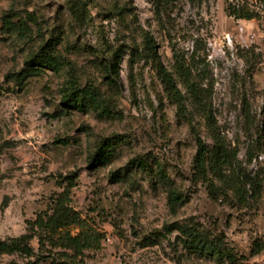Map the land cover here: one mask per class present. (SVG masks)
Segmentation results:
<instances>
[{
  "label": "rangeland",
  "instance_id": "1",
  "mask_svg": "<svg viewBox=\"0 0 264 264\" xmlns=\"http://www.w3.org/2000/svg\"><path fill=\"white\" fill-rule=\"evenodd\" d=\"M229 4L256 16H230ZM7 14L26 33L8 31ZM147 36L182 102L158 74ZM49 42L62 70L19 81ZM113 62L115 81L106 77ZM184 72L207 97L212 120ZM71 80L96 87L108 112L68 107ZM112 137L121 138L113 159L94 164L98 145ZM198 137L211 151L220 140L230 152L220 177L211 168L198 173ZM141 157L145 169L128 167ZM173 190L182 196L175 209ZM64 191L106 233L87 264H264V0H0V238L24 234L27 220ZM184 227L237 263L190 248ZM32 244L37 250L38 240ZM34 259L0 254V264Z\"/></svg>",
  "mask_w": 264,
  "mask_h": 264
},
{
  "label": "trees",
  "instance_id": "2",
  "mask_svg": "<svg viewBox=\"0 0 264 264\" xmlns=\"http://www.w3.org/2000/svg\"><path fill=\"white\" fill-rule=\"evenodd\" d=\"M168 1V0H166ZM228 12L230 16L239 19H252L256 16L250 10L229 4ZM15 16L7 14L3 18L4 27L8 31H17L26 33L28 27L22 19L14 21ZM147 43L152 51L153 61L158 74L161 76L163 83L170 93L182 102V93L177 86L176 80L172 73L162 63L157 51L156 45L153 44V38L147 36ZM56 43H48L33 53L27 60L26 68L16 74L19 81H25L30 77L40 74L45 69L59 72L66 62L56 51ZM117 57V55H115ZM109 66L106 77L115 81L119 78V66ZM184 83L187 85L191 96L198 108L204 112L208 120L214 118L212 108L208 99L201 90L200 86L191 79L190 74L184 72ZM64 99L67 106L71 109L85 110L95 109L102 113H107V105L101 97L96 87H81L76 80H71L65 90ZM53 116L59 117L55 113ZM121 143V138L112 137L104 140L98 145L96 154L93 156L94 164H107L110 162L116 151V146ZM198 151L195 156V167L202 176L207 175L208 168L220 177L221 171L227 167L231 161V154L225 144L218 140L215 148L211 151L208 145L200 138L197 139ZM148 162L142 157L134 159L128 165L130 168L145 169ZM162 181L168 183L165 172L159 173ZM70 184L74 185L72 177H68ZM68 191V190H67ZM169 202L175 209L181 202L182 196L176 190L169 194ZM73 229L79 231L74 233ZM186 236V243L190 248H198L208 253L225 257L232 263H237V256L226 249H220V243L208 241L201 233L191 230V228H179ZM106 233L95 224L90 223L82 214L70 205L66 192H61L53 197L49 210L39 212L35 218L27 220L26 232L17 237L8 239L0 238V254H20L27 257H34L31 264H87V257L90 251H99L102 248L103 240ZM38 240V248L33 246V240ZM261 248H259L260 250Z\"/></svg>",
  "mask_w": 264,
  "mask_h": 264
}]
</instances>
